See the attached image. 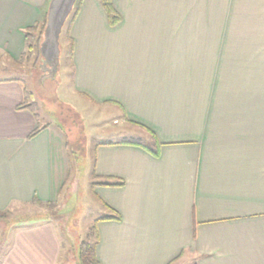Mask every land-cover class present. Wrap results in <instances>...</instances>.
<instances>
[{
    "label": "crops",
    "instance_id": "0c3cea01",
    "mask_svg": "<svg viewBox=\"0 0 264 264\" xmlns=\"http://www.w3.org/2000/svg\"><path fill=\"white\" fill-rule=\"evenodd\" d=\"M50 1L0 0V61L20 68ZM99 2L82 0L69 28L72 90L114 107L146 149L94 150L102 217L121 216L94 224L98 262L264 264V0H113L116 26ZM33 96L0 77L2 212L53 201L72 174L62 125L21 108ZM60 238L50 221L13 226L0 264H67Z\"/></svg>",
    "mask_w": 264,
    "mask_h": 264
},
{
    "label": "rangeland",
    "instance_id": "374dc122",
    "mask_svg": "<svg viewBox=\"0 0 264 264\" xmlns=\"http://www.w3.org/2000/svg\"><path fill=\"white\" fill-rule=\"evenodd\" d=\"M80 1L77 0L76 3ZM74 13L75 6L62 28L59 40L61 62L55 77L47 76L43 72L40 59L37 60L36 55L20 61V68L12 66L9 61H0V66L4 65V69H7L0 70V77H18L24 81L29 92L34 94L31 101L41 116L62 125L61 128L68 135L72 166L66 188L51 201L52 204L35 202L29 205H12L5 212V220L0 221V232L7 237L13 226L50 221L61 237L62 257L67 264H79L77 249L82 241L95 242L91 227L105 213L92 189V160L96 146L124 138L139 140L140 136L134 128L123 125L120 114L114 107L92 106L77 97L72 90L67 27Z\"/></svg>",
    "mask_w": 264,
    "mask_h": 264
},
{
    "label": "trees",
    "instance_id": "16d2710c",
    "mask_svg": "<svg viewBox=\"0 0 264 264\" xmlns=\"http://www.w3.org/2000/svg\"><path fill=\"white\" fill-rule=\"evenodd\" d=\"M99 1H100L99 3H101L102 7L104 8V10L107 13L106 15L108 16L109 23L112 26H116V24H118L121 21V16L115 10L113 0H99ZM80 2H82V0ZM80 2H77L78 4L75 3V13H74V15H72L73 17H71L70 23L67 27V36L69 39L68 41H70L71 48L73 46V42L71 41V39L69 37V31H70L69 28H70L72 22L74 21V19L76 17L75 15H77L79 12V9L81 6ZM45 16H44V20L42 23L30 28V30L28 29V31L26 33V42H25L27 45V49H26V52L23 54L21 61H23L24 59H27L28 57H31L32 55H36L37 60L40 59L39 49H40L41 42L43 41V34H44L43 29L46 26V17ZM32 107L34 108L35 105L31 104V105H27V106H25V105L21 106V108H31V109H32ZM37 132H39V129L36 130L33 134H36ZM126 143L145 147V145L141 142V140H129V141H126ZM158 146H159V143L157 142V147ZM145 149H146V147H145ZM149 151L153 155L158 156V150H156V151L149 150ZM101 185L106 186V187H121L124 185V182L122 180H119V179L108 177V178L104 179V181L101 183ZM38 203H40V202H38ZM47 204L48 205L52 204V202H49ZM104 207L108 210V212L110 214L105 216V217H101V218L97 219L96 223L99 221H111L112 222L113 220L114 221H120L121 220V216L119 213L115 212L113 209H111L107 205H104ZM5 215H6L5 212L0 211V221L5 220V218H6ZM91 229H92V231H94L95 242L93 243L90 240L81 242L79 249H77L78 250V259H77L78 261L77 262L79 264H100V262H98L97 255H96V247H97L96 225L91 227Z\"/></svg>",
    "mask_w": 264,
    "mask_h": 264
},
{
    "label": "water",
    "instance_id": "95a60500",
    "mask_svg": "<svg viewBox=\"0 0 264 264\" xmlns=\"http://www.w3.org/2000/svg\"><path fill=\"white\" fill-rule=\"evenodd\" d=\"M77 0H51L46 17V26L43 29V41L39 53L43 72L55 77L61 62L60 38L62 31Z\"/></svg>",
    "mask_w": 264,
    "mask_h": 264
}]
</instances>
